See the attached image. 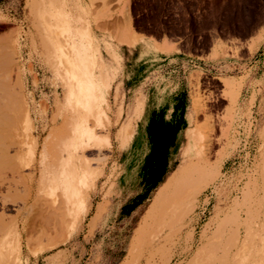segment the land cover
<instances>
[{"label": "rangeland", "instance_id": "obj_1", "mask_svg": "<svg viewBox=\"0 0 264 264\" xmlns=\"http://www.w3.org/2000/svg\"><path fill=\"white\" fill-rule=\"evenodd\" d=\"M84 28L111 43L106 62L114 50L122 57L111 59L115 70L93 74L101 88L92 107L66 100L58 72L66 60L73 68L68 39ZM143 34L163 39L162 50L199 56L204 64L194 62L169 80L156 76V53L163 52L143 54ZM52 45L56 58L66 54L58 65ZM0 46L14 63L0 53V77L12 70L25 110L12 122L21 126L20 153L15 145L9 150L18 162L0 161V193L15 197L4 193L10 196L4 224L28 223V234L21 229L19 238H9L14 251L7 247V264H120L153 196L179 164L156 207L151 264H264V0H0ZM195 103L204 111L197 113ZM76 108L90 110L80 124L98 142L76 153L87 164V185L74 225L75 218L55 211L56 192L40 193L37 182L43 143L61 139L66 110ZM207 123L219 143L201 161L189 138L195 130L206 135ZM127 124L131 135L121 147L117 134ZM144 236L145 243L152 237Z\"/></svg>", "mask_w": 264, "mask_h": 264}, {"label": "bare ground", "instance_id": "obj_2", "mask_svg": "<svg viewBox=\"0 0 264 264\" xmlns=\"http://www.w3.org/2000/svg\"><path fill=\"white\" fill-rule=\"evenodd\" d=\"M31 3L33 4V2H31ZM7 39H8V37H7ZM7 43H9V42H7ZM0 49H1V46H0ZM89 49H88V52L85 55L84 59H81L79 56H77L78 58L76 57V60L74 62H72L73 68L75 66H77L81 69V70H78L79 73L76 70H72L71 64H69L67 62V60L61 64V66H60L61 68H60V70H58L59 76H60L59 78L61 79L62 85L65 88V98L68 102H71L72 104H74V106L81 104L82 105L81 107H83L84 105L88 104L90 107H92L94 104V99L91 96V92H85L84 87H83L84 84L88 85L90 88L93 85L92 73H91V70H89V68H90L89 57L91 58L92 51ZM0 51H1L0 53H3L6 50L1 49ZM9 54L10 53H7V51H6L5 55H2L3 58L4 57L5 58L4 59L1 57L0 58L3 59L4 61H6L9 58H11V57H9L7 59V55L10 56ZM9 60H10L11 65H14V63L11 62L12 60L11 59H9ZM0 66H2V65H0ZM5 70H7V69H5ZM9 70H7V71H9ZM10 71L12 72V70H10ZM9 72H7L6 73L7 75L3 76L2 78L0 77V161H3V163L5 162L8 165L13 164L12 166L9 165V166L13 167L18 162L17 154L20 153V148L17 146L18 144H17L16 138L19 139L18 143L20 146V136L21 135L16 130L19 129V127L21 128V126H18V128L15 129L17 127V125H14L16 123V121L14 124L12 122H14L15 117L19 116V118H20V115H21L20 120H22V115L24 116L25 110L23 108V104H22V101L20 98L21 96L20 95L18 96L19 92L17 94L15 92L16 90L13 88V87H15V86H13L14 84L12 83V85H11L10 76L8 75L11 73H9ZM1 75H2V73H1ZM226 84L228 87L234 86V85H231L229 82H226ZM16 89H17V87H16ZM195 98H198V97H195ZM195 98L193 97V99H195ZM193 109L197 113H201L204 111V109L201 107V105H198L197 103L194 104ZM89 112H90V110L86 113H89ZM79 113H80V111H78L77 108H76L75 112H74V110L70 111V115H72L73 118H72V121H69L66 119L64 122V126H63L64 128H62V130L61 129L59 130V133L61 134V136H59V137L61 139H59L58 142H57V140H55L54 141L55 143L54 142L50 143L49 140L45 141L42 145V150H41L39 157H38L39 178H38L37 184L40 188L42 187L41 189L38 188V190H42L40 193H42V192L44 193L45 190L46 191L51 190L54 193L56 192L55 195H57L59 197V198L58 197L56 198V200L59 201V205L57 207L58 209L57 210L55 209V211L57 212L60 210L58 214H59V217L61 216V218L62 217L63 218L64 217H72V219H73L76 217V215L78 213V211H76V201L79 198L81 187H83V186L85 187L87 185V182H86L87 180H86V176H85V175H87V174H85L87 171V164L86 163L81 164V162L80 163L78 162L80 160L76 156L77 150L83 148V146H95V144L98 142V139L93 138V136L88 132V130L86 131L84 129V127L80 124L79 117H78ZM86 113L84 112V116H86ZM84 119L85 118H83V120ZM16 120H17V118H16ZM209 121H208V123H209ZM210 123H211V121H210ZM16 124L20 125V122H18ZM207 124L205 127L206 135H202L203 133L201 131H199V133H197L198 131L195 130L189 138L190 150L195 151L194 155L199 154L198 157L200 158L201 161H205L207 159L208 155L211 154L210 151H211L212 146H213V141H216L217 143H219L218 139L214 140L213 139L214 137L212 138V136L214 134L213 135L211 134L213 131V126H211V125H213V124L212 123H211V125L210 124L207 125ZM13 126H16V127H13ZM67 126H68V128L65 130V127H67ZM17 136H19V137H17ZM66 138H68V140H66ZM103 141L106 145H108L109 142H108L107 137H105L103 139ZM30 144L31 143L29 142V145ZM13 145H15V147L17 149L16 156H10L9 155V150L12 149ZM31 146H29V147H31ZM15 147H13V148H15ZM35 149H36V146H33V153H35ZM14 163H15V165H14ZM1 175H3V174H1ZM0 179H1V177H0ZM172 179L173 178H170L167 185L164 186L158 192L156 197L154 198L152 204L150 205L149 209L147 210L144 217L142 218V221L140 222L138 228L135 230L134 236H133L131 243H130L129 250H128L126 257L124 258V260L121 264H136L138 262V259L140 257V253L144 247L143 243H145L144 242V237H145L144 235L146 234L145 233L146 228L148 227L152 218L154 217L156 207L162 202V196H163L165 189L168 188V185L170 183L174 182ZM2 181L3 180H0L1 184L4 183ZM7 185H8V183H7ZM7 185L5 184L4 186H7ZM44 187L47 189H43ZM1 188H2V186H1ZM5 189H6V187H5ZM5 189H4V191H5ZM9 189H11V188H9ZM6 191H8V190H6ZM26 192H27V190H26ZM2 193H0V203H1L0 206H2L1 211H0V264H7V257L9 256V254H7L6 251L8 249H9L8 253H11L14 251V247L13 246L10 247L11 242L8 245V241H10L12 236H14L15 238H19L20 233H21V229L27 233L28 223L23 222L21 224V229H19V227L16 223L12 224L11 220L10 221L8 220V225L4 224L5 220L3 219V217L5 216V213L2 211H4L6 203L8 202L7 200L5 202V199L7 197L10 198V196L12 197L14 194L10 195L8 192H4V193H8L10 195V196H8L7 194H4V193L2 194ZM29 194H30V191H29ZM12 198H11V201H13L15 197L13 198V200H12ZM52 198H53V196H52ZM4 202H5V204H4ZM53 203H55V202H53ZM22 204H23V206H25L26 200H23ZM14 213H16V212H14ZM6 219H9V218H6ZM55 224H57V223H55ZM6 241H7V243H6ZM5 244H6V249L4 247ZM7 247H9V248L7 249ZM18 254H19V252L15 254L16 259L18 258ZM200 254H201V252H198V254H196V255L200 256ZM202 258H204V256ZM197 259L198 258L196 257V260ZM145 260H146V258H145ZM16 263H17L16 261L12 262V264H16ZM149 263H151V262H149Z\"/></svg>", "mask_w": 264, "mask_h": 264}, {"label": "crops", "instance_id": "obj_3", "mask_svg": "<svg viewBox=\"0 0 264 264\" xmlns=\"http://www.w3.org/2000/svg\"><path fill=\"white\" fill-rule=\"evenodd\" d=\"M61 25H62V27L66 26L64 24H61ZM67 31H68L67 27H64V32H67ZM144 36L146 37V39L143 40V44H144L143 54L149 53L151 51L150 50L151 48L152 49H156V52L157 51L158 52H163V53H156V76L157 75L163 76V78L169 80L173 76H175V73H179L180 70H185L188 66H191V64H193L194 62L199 64V65H203L204 64L203 60L202 59L200 60L199 56H197L195 58V60H194L193 58H189L187 56V54H185V53H176V52H172V51H169V50L168 51L162 50L161 47L163 45V39H161V38L160 39H156V42H152L151 40L147 39L149 36H147V35H144ZM68 42L70 43V45H69L68 48H66V51H69L70 61H72V62H74L76 60L77 56H79L81 59H84L85 53L88 52L89 48H90L89 50L92 51V55H91L92 60L89 57V63H90L89 70H91V73H92V80H93L92 83H93V85L90 88L88 85L84 84L83 87H84L85 91L91 92V96L94 99V106H96V104L98 103V98L96 96V92H97L98 88L100 87L98 79H97V81H95V79H94V75L97 73L96 70H115L113 65H112L111 59H117L118 57L119 58H122V57L120 56V54L116 50H114L115 52L113 53V51H112V55L109 56V61L106 62L103 59V51L108 55L107 51H109V49L111 48V43H109L105 39H101V40L97 39L94 36V34L90 35L88 30H87V28L76 30L74 37H71L70 39H68ZM171 43L174 45V47H178L176 42H171ZM128 47H134V46L130 45ZM52 48H53V45H52ZM116 49H118V47H116ZM54 52H55V49L53 48L52 57L54 59L55 65H58L59 61H64L65 60L66 54L61 55L60 58H56ZM72 70H76L79 73L78 70H81V69L79 67L75 66L74 68H72ZM177 70H179V71L177 72ZM56 75L58 76L57 70H56ZM109 88H111V85H108V87L105 88L104 91H106ZM100 101L104 102V106H110V104L107 103V99L101 98ZM138 105H141V104H138ZM136 110L138 112L140 110V107L137 106ZM67 112L68 111L66 110V114H65V116L63 118L64 122H65L66 119L69 120V121H72V118H73L72 115H70V113L69 112L67 113ZM117 116H118V114H117ZM78 117H79V122L82 124L83 121H84L83 120V118H84V111L83 110L79 113ZM187 118H188V116H187ZM97 119H98L99 122H101V119L99 118V116H97ZM106 120H107V122L112 123V120H111L109 115H106ZM119 134H120V138H121L120 146L121 147H125L128 144L129 138H130V135H131L130 124H127L126 126H123L119 130V132L117 134V139L119 137ZM107 138H108V142L110 143L109 135L107 136ZM179 168H180V164L177 167V169L158 188V190L156 191L155 195L153 196V198L151 200V203L153 202V200L156 197V195L158 194V192L166 185V183L170 180V178H172L174 176V174H176V172L178 171ZM151 203H150V205H151ZM150 205L148 206L147 210L149 209ZM159 207L157 208L152 221L150 222V224L147 227L146 235L149 234L152 237L149 240H147V242L145 243L146 246L144 245L143 249L145 248L144 251H147L146 249H148V251H147V253H145L142 256L143 259L140 260V262L138 264H142L143 260H144L143 264H148L150 262V258L154 257L153 256V252L151 251V249L155 245V240L152 241V239L154 237V234L152 232L151 227H152L153 221L156 219V214H157V212L159 210ZM83 210H84V201H81L80 208H79L78 213H77V215H76V217L74 219V225L76 224V222H77L78 218L80 217V215L83 213ZM147 210H146V212H147ZM164 223H165V221H163V223H162V225L160 227L158 226V230L157 231H160L163 228ZM135 230H134V233H135ZM133 236H134V234H133ZM130 243H131V241H130ZM130 243H129V246H128V250H129V247H130ZM128 250H127V252H128ZM145 258H146V260H145ZM149 264H151V263H149Z\"/></svg>", "mask_w": 264, "mask_h": 264}]
</instances>
